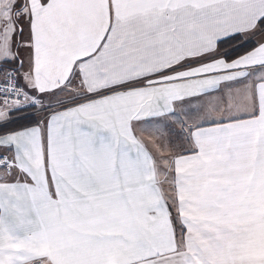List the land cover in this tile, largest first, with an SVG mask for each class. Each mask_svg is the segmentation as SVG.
<instances>
[{
  "label": "snow or ice",
  "instance_id": "obj_1",
  "mask_svg": "<svg viewBox=\"0 0 264 264\" xmlns=\"http://www.w3.org/2000/svg\"><path fill=\"white\" fill-rule=\"evenodd\" d=\"M0 264H264V0H0Z\"/></svg>",
  "mask_w": 264,
  "mask_h": 264
}]
</instances>
